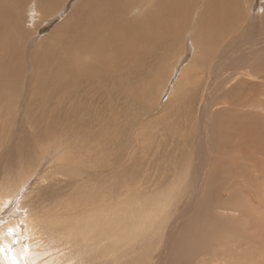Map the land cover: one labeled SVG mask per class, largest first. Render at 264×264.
Masks as SVG:
<instances>
[{
  "label": "bare ground",
  "instance_id": "obj_1",
  "mask_svg": "<svg viewBox=\"0 0 264 264\" xmlns=\"http://www.w3.org/2000/svg\"><path fill=\"white\" fill-rule=\"evenodd\" d=\"M6 1L3 0V4ZM245 2L250 11L248 14H255L261 20L248 30L245 29L248 15L243 8ZM248 2L259 5L252 10ZM35 6L37 4L28 7L24 26L8 25L13 27L8 35L5 28L8 26L0 30V126L3 129H0V264H84L86 253L93 256L94 264H122L128 255L120 256V253L127 252L123 247L129 244L130 237L119 238L113 230L136 221L141 231L155 228L153 224L158 221L149 216L158 218L157 212L170 206L172 201L168 203L164 196L178 189L180 176L191 180L186 188L191 197L184 203L191 205L187 214L194 215L189 224L183 227L179 223L160 240V231L154 229L159 240L156 250L160 251L156 264H230V258L235 264H259L251 259L256 251L263 252L259 256L263 255L261 264H264V240L257 241L259 249L255 248L256 251L251 247L255 253L249 248L253 235L256 240L258 236L264 237V92L254 103L251 96L256 85L249 84L250 80L264 78V47L253 49L264 44V0H193L190 4L193 11L197 8L201 13L204 9L202 19L197 18L190 7L181 9L172 0H76L64 10L65 5L60 6L59 0H51L46 13ZM20 12L18 4L14 15ZM33 12L34 17L59 15L66 21L57 24L49 37L41 41L36 32L42 23L37 18L34 21ZM172 14L182 18L184 25L173 22ZM48 16L42 18L43 21L47 19V25L52 22ZM173 23L177 27L174 31ZM220 28L250 32L248 35L243 33L236 46H229L231 50L224 60L229 61L245 52L252 66L243 68L241 64L237 67L235 77L243 75L242 82L221 101L223 107L230 109H224L216 117L213 111L215 87L228 83L234 76L223 71L229 65L227 61L217 63L212 83L200 78V70L212 65L218 56L214 45L218 44ZM22 30L27 33V41L19 45L16 38ZM195 31L198 34L195 35ZM183 36L190 41L194 59L176 90L173 88V94H183V98L177 103L171 99L173 94H169L165 106L185 110L180 114L171 113L173 120L162 121L164 128L160 131L164 134L158 136L166 147L172 143L181 144L174 154H160L161 144L156 145V149H153L155 144L148 145L150 148L145 145L143 148L146 149L139 156L143 145H138L143 142V137H147L142 134L149 128L157 131L160 123L154 125L152 122L155 114L150 106L152 102L148 104L150 110L138 106L145 97L147 102L151 101L149 95L153 88L149 93L143 87L137 93L130 88L150 78L151 73L158 82L160 74L163 76L164 73L161 69H166L165 62ZM142 42H150L151 48L145 57L139 55L141 62L155 63L154 68L153 64L145 65L144 62L138 68L130 69L123 62L131 51L124 46ZM152 51L155 52L154 61L150 59ZM64 52L70 54L67 59H62ZM113 67L121 70V74L114 69L118 74L115 73ZM258 82L263 84L264 80H257V85ZM185 84L189 89L193 84L201 85L196 96H202L204 100L193 104L194 108L189 104L191 94L181 89ZM25 88L29 92L27 95L15 97ZM23 98L26 101L22 102ZM110 104L113 109L117 107V119L109 117ZM128 107L134 109L132 112L137 111L136 116L144 117H141V123L135 122ZM196 117L201 120L202 132H206L200 138H196L194 131ZM132 124L134 130L127 131ZM112 129L111 134L108 130ZM227 130L230 138L226 135ZM22 131H25L29 148L37 155L15 142L12 144L14 149L22 155L14 149L10 151L9 145ZM132 133L142 136L137 138L136 147L128 136ZM173 135L178 137L172 142L166 140L167 136ZM243 135L249 139L246 147L242 144ZM50 146L52 150L45 152ZM252 147L260 149L250 151ZM131 148L136 149L138 182L128 168H117ZM152 149L155 151L149 152ZM190 151L194 154H188ZM110 154L114 156L111 162ZM36 158L49 163L48 167L37 168ZM150 167L157 169L159 183H153V179V184L146 182ZM71 170L77 173L68 181H61L62 175ZM93 174L111 176L112 182H98L92 187L88 177ZM47 175L56 178L50 179ZM45 181L49 182L46 184ZM51 181L54 182L50 188H42L44 192L39 189L43 182L50 185ZM80 183H88V186L78 188ZM54 191L55 195L48 194ZM146 192L145 202L143 194ZM31 194L39 200L32 199ZM45 196L51 198L52 206ZM44 206L47 211L50 208L54 211L51 213L54 217L47 216L43 209V213L38 212ZM106 209L109 212L108 228L92 219V215L98 217ZM231 212L239 216L228 214ZM121 223L124 225H119ZM237 225L243 228L240 229L242 234H238ZM42 237L44 240L40 239ZM136 238L137 233L132 240ZM226 240L241 248L242 253L236 255L239 256L237 261L235 254L229 256L230 251L221 250ZM211 251L214 257L209 255ZM85 264L88 263L85 261ZM127 264H136V261ZM148 264H154V259L150 258Z\"/></svg>",
  "mask_w": 264,
  "mask_h": 264
},
{
  "label": "rangeland",
  "instance_id": "obj_2",
  "mask_svg": "<svg viewBox=\"0 0 264 264\" xmlns=\"http://www.w3.org/2000/svg\"><path fill=\"white\" fill-rule=\"evenodd\" d=\"M2 1L3 0H0V4H1L0 5V30L3 27L8 26V25H11V24H14L15 26H17V24L19 26H22V25L24 26V24L27 22L26 21L27 20L26 18H27V15H28L27 12H28V7L29 6H31V5L34 6L35 4H37V6H35V7L38 10H40L41 12L46 13L47 12V8H48V6H49V4L51 2V0H7L3 4ZM120 1H124V0H120ZM181 1L184 2L183 5H182L183 2H181ZM192 1L193 0H172V2L173 3H176L177 6L179 5V7H181V9H183V8H185L187 6L190 7V4L192 3ZM240 1L243 2L244 0H240ZM75 2H76V0H59L60 6L65 5L64 8H63V10L66 7L69 9V7H71L73 5V3H75ZM18 4L21 6V12L19 13V15H14V13L16 11V5H18ZM248 4H249L250 8H252V10H255L258 7V5H259V3L257 4V3H249V2H248ZM4 5H5V8H4ZM243 8L246 10L247 14H248V12H250L248 10V8L246 7V2L243 4ZM190 9L192 10V12L195 14V16L197 18H201L202 19V18L205 17L204 9L202 10L201 13L200 12H197V8H196L195 11H193L192 7H190ZM34 14H35V12H33L32 17H34ZM172 15H173V19H172L173 22H175V23L181 22V25H184V22H183L182 18H176V16L174 14H172ZM46 16H48V15L47 14H43V17H46ZM43 17H41V15H35V17L33 18L34 21L37 18V19H39L38 21L40 23H42L40 29L36 32V35L40 36L41 41L42 40H46L49 37L50 31L52 30V28H54L57 24L59 25L60 23H63V22L66 21L65 19L64 20H61V17L59 15H56V16H48V19H50L52 22H51V24L47 25L45 23L47 19H45L43 21L42 20ZM260 21L261 20L259 18H257L255 16V14L254 15L248 14L247 15V18L245 19V29L248 30L251 25L256 24V23H258ZM29 26H27L25 28L28 29ZM5 28L7 30L6 35H8L11 31H13V27H9L8 26V27H5ZM176 29H177V27L173 23V30L172 31H174ZM157 30H158V26H157ZM151 31H152V28H151ZM22 32H24V30L20 31V33H22ZM171 32H170V34H171ZM178 32L180 33L181 31L178 29ZM156 33H157V31H156ZM165 33L167 35H170L167 32H165ZM243 33L246 34V35H248L250 32L249 31H244V30H241V31L234 30V29H231V28H226V29L220 28L219 35H218V37H219L218 44H215L214 45L215 50L218 51V56L214 60V63L212 65H210L208 67H202L201 68V70H200V78L202 80L203 79H204V81L209 80L212 83V80H213L214 72L216 70L217 63L220 60H221V62L222 61H227V60H224V58H226L228 56V54H229V52L231 50V49H229V46H232V45H235L236 46L237 43H239L238 40L242 37V34ZM194 34L196 35L198 33L195 31ZM26 36H27V33L20 34L16 38L17 44H19V45L24 44L27 41ZM187 38L188 37H184V36L182 37V39L180 41V44L176 46V49H175V52L173 53V55L169 57V59L167 60V62H165V65L164 66H165L166 69H163L164 67L161 69L162 72L164 70V73H163V76H162V73L160 74L161 75V77L159 76V79H161L160 81L158 79V82H157V80L155 79V77L152 78L153 77L152 76L153 73H151L150 78H147V79H145V81H143L146 86L144 85L143 82H140L138 85L135 84V86H132L130 88L131 91H134L136 93L139 92V91H142V90H140L142 87H143L142 89L143 90H146L148 93L151 90V88H153L152 89L153 90L152 94L149 95L151 101L147 102L146 97H145V99L141 103H138V106H139V109H148V110H150L149 109V105H150V102H152L154 105H152V103H151L150 106H153V107H151V109L155 112V114L152 117V114H150V112H149V115L152 117V122L154 123V125H157L158 122L160 123V127L157 128V131H154V128H151V129L149 128V129H147L142 134V136H144L146 134L147 137H143V142H141L140 145H138V146H142L143 145L142 148L139 151V156L142 154L143 150L146 149V148H143V147H145V145L148 147V145H152L153 146L155 144L154 145L155 147H153V149H156V145H158V147L160 146V144L162 142V139H159L158 136H163V134H164L162 131H160V130H162L164 128V125L162 124V121H164V120H167V121L173 120V119H170V117H174V116L171 115V113H173V114H180V113H182L185 110V109L179 110L178 108L173 109V108H169L168 106L166 107L165 106V102L168 101L167 99H169V97H170L169 94H173L174 89L176 90L175 87L178 86L179 83H181V80L183 79V76L185 74L184 72L191 65V63H192L191 60L193 61V59H194V56H193L194 52L191 51L190 41ZM122 39H124V38H122ZM201 40H202V37H201ZM48 44H51V43H48ZM120 45H124V44L123 43H120ZM126 47L129 49V51H131V53L128 56L124 57V60L125 61L123 59L122 60L124 61L123 63H126L129 66L130 69L138 68V66L140 64H144V62H145V65H148V64L149 65L150 64L152 65L153 64L152 68H154L155 63H146V61L141 62V59H140V57H143V56L145 57V54L148 53V51L150 50V48H151L150 42H146V43L142 42V43H135V44L134 43H128V46H127V44H125L124 48H126ZM205 47H207L209 49L210 46H205ZM257 47H264V44L259 45V46H254L253 49L256 50ZM51 49L54 50L55 48L53 46H51ZM137 49H139V51H134V50H137ZM19 50L20 49H18V51ZM144 50L146 52L142 53ZM184 53L186 54V56H183ZM66 54H68V55L66 56ZM153 54H155L154 51H152V55H151L152 58H150V59L154 61L155 60V56H153ZM254 54H256V53H254ZM139 55H141V56L139 57ZM69 56H70L69 53L64 52L63 55H62V59L64 57H65L64 59H67ZM174 57L176 58L175 60L178 61V62L174 61ZM172 58H173V60H172ZM227 62L229 63V65L226 68H224L223 71H225L228 74L233 75L234 77L232 79H230V81L228 83H226L224 85H220V86L215 87V89H216V99L214 100L215 102L213 104V107L215 109H213V111H215L214 114H215L216 117H218L217 115L222 114V111L224 109H230V108H227V107H223L224 105L221 104L222 103L221 101L224 100V99H226V98H228L230 96V93L242 82L243 75H240L238 77H235L236 76V69L241 64H242V67L243 68L246 65H250V58H249V56L245 52H240L239 54H237L236 56H234L233 59H231V60H229ZM184 63H187V64L189 63V64L188 65L186 64L187 65L186 66ZM250 66H252V65H250ZM114 69L116 70L117 68L113 67V71H114ZM116 71L118 72L119 70H116ZM116 71H114V72L117 73ZM172 71H174L173 74H172ZM119 72H120L119 74H121V70ZM251 74H253L252 70H251ZM178 77H179V80H178ZM187 78L188 77L186 76L185 79H187ZM257 80L262 81V80H264V78H258ZM166 81H167V84L165 83ZM256 81L250 80V83H249L252 86L256 85V91L251 96V99H255L254 100V103H256V101L258 99L257 96L260 93H263L264 92V83L262 84L261 82H258L259 85H257L256 84ZM192 82H193V80H192ZM175 83H177V84L175 85ZM168 84L170 85V87H169ZM149 85H152V87L151 86L149 87ZM138 86H139V88L137 89ZM144 86L146 87V89H144L145 88ZM200 88H201V85L200 84H197V85H194L193 84L192 85V88H190V89L188 88V84H185V86L181 88V89H185L186 92H187V94H191V97L189 98V104H191V107L192 108H194L193 107V104H196L198 101L200 102V101L204 100V97H202V96H196L197 93H198V90ZM158 89H160V91H158ZM161 89H162V91H161ZM26 91H27V88H25V90H24L25 93L24 92L23 93L19 92L18 94L15 95V97L27 95V93H29V92L28 91L26 92ZM171 91H172V93H171ZM160 92H163V93H160ZM183 96H184L183 94L174 93L171 96V99L177 101V103H178V101L180 99H182ZM13 97H14V95H13ZM23 100L26 101L25 98L22 99V102H24ZM108 101H110V103L112 104V100L111 99L108 100ZM189 104H187V105H181L182 106L181 108L186 107ZM161 105H163V106L161 107ZM111 108H112V105H111ZM116 109H117V107L114 108L112 111L110 109L108 110V114H109V117L110 118L117 119L116 114H115ZM127 109H128V111L129 110L130 111L131 110L132 111L134 110V109H129V107ZM159 109H160V111H159ZM134 112H132V114L134 115V117L136 119L135 122L136 121H139L141 123V119L144 118V117H142V115L141 116L138 115L139 116L138 117V116H136L138 114V113H136L137 111L135 110ZM192 114H193V111L190 112V118H192ZM111 115L112 116L114 115V117H112ZM194 121H195V125H196V128L194 129L196 138H200L202 135H206V132H202V126H201V120H200V118L199 117H196L194 119ZM118 123H120V122H118ZM0 129L3 130L1 128V126H0ZM126 130L127 131H133L134 130V124L130 125ZM253 130L255 131V136H256V130H255V128H253ZM110 131L111 132L112 131L114 132L113 129L112 130H108V132H110ZM108 132H106V133H108ZM228 132L229 131L227 130L226 131V135H227L228 138H230ZM24 133H25V131H22L20 133V135H15L12 143L9 145L10 151L11 152L13 151L14 147H13L12 144L15 142V143H18L19 146L24 147L25 149L28 147V151H31L33 154L37 155L35 152H33L29 148L28 142H27V140H25ZM138 134H140V133H137L136 135L134 133L128 135L130 141H132V142L134 141V143H133V146L134 147H136V145H137V143H136L137 138H141L142 137L141 135H139L137 137ZM114 135H115V133H114ZM114 135H110V137H112ZM244 136L245 135H243L241 137V139L243 140V142H242L243 146L246 147L249 144V142H248L249 139H248V137L244 138ZM176 137H178V136H176V135L167 136L166 137V140L172 142ZM220 137H221V139H224L223 136H220ZM4 139H5V136L3 135L2 141ZM179 144H181V143H172L168 147H166L165 144L162 143L161 144L160 154H164V153L165 154H174L175 151H176V148L179 146ZM34 147H36V146H34ZM52 148H53L52 146H50L48 148H45V152L51 151ZM148 148H150V147H148ZM153 149L151 151H149V152L155 151ZM253 149L255 151H257L256 149H260V147H258L256 149L254 147H252V148H250V151H252ZM70 151L72 152V150H70ZM70 151H69V154H70ZM14 152L17 153V154L22 155V152H20L18 150H15L14 149ZM40 154L41 153H39V155ZM69 154H67V155H69ZM188 154H194V152L193 151H190V152H188ZM110 155H111V157H110ZM110 155H109V160L111 162L114 159V156H113V154H110ZM36 160L39 162L38 163V167H37L39 169L47 168L48 165H49V163L42 162L38 158H36ZM136 160H137L136 149L131 148L129 150L126 158L122 161V163L119 166H117V168H128V170L131 171V176L134 177L136 179V181L138 182V181H140V178H139V169H137ZM195 163H196V161H195ZM230 168L235 169V167H230ZM185 170H187V169H185ZM75 173H77L75 170H71V171L66 172L64 175H62V177L60 176L61 178L60 177L59 178H60L61 181H66V180L68 181L69 178H70V176L73 175V174H75ZM108 173L109 172L107 171V174ZM47 176H49L50 179L51 178H53V179L56 178V176L53 177L54 175H47ZM110 177L111 176H108V175L100 176V175L93 174V175L89 176L88 179L91 180L90 181L91 186L92 187H96L98 182H108L110 184V182H112L110 180ZM159 177H160V175H159L157 169L154 168V167H150V173H149V175L147 177H145V179H146V182L148 183V185H150L152 183L151 182L152 179L154 180L153 183H159L160 182ZM220 179H222V178H220ZM222 180H223L224 183H226V181H224V179H222ZM163 181L165 182L166 180H163ZM190 181H191L190 178L183 179V177L180 176L179 177L180 185H179L178 189L175 190V191H173V192H171L169 194L170 196L168 195L169 198H168V196H164V198L167 199V202L168 203H169V201H172V202H170V204H168L170 206H168V208H165L162 212H157L159 214V217L158 218H156L155 215L149 216L150 219H152L154 221H156V220L158 221V222H155V224H158L157 226L155 224H153L154 221L152 222V224L154 225L155 228H152L150 230H147L146 229L144 231H141L142 228L141 227L137 228V224H135V223H138V221H136L134 223L132 222V224H128L126 226L121 227L119 230H117V229H114L113 230V232H117L119 234V238H121L123 236L130 237V239L127 240V242L129 244L123 247L127 252L120 253V254H122L120 256H127L128 255L127 257L124 258V260H123L124 263H122V264H127L128 261H131V262H135L136 261V264H148V260L150 258H151V260L154 259V264H156L158 255L160 254V251L157 252V250H156L158 241L163 237L164 234L165 235H169L170 231H172V229H174L179 223H181L183 227L185 225L189 224V222L192 219L194 213H192L191 215H188L187 214L188 211H189V207L191 205L190 206H186L184 202L188 201L189 197H191V193H189V192L186 191V188H188V186L190 185ZM45 182L47 184L49 181H45ZM45 182H43L42 183V187L40 186V188H39L40 190H43V192H44V189L47 186L50 188L52 186V183L54 181H51L50 182V185L49 184L46 185ZM188 183H189V185H188ZM43 184H44V186H43ZM80 184L81 185H79L78 188H80V187L82 188V186H88V183H86V184L85 183H80ZM225 185L228 186L227 184H225ZM159 187H160V185H159ZM42 188H44V189H42ZM256 189H259V186H257ZM153 190L154 189H152L151 191H153ZM24 194L26 195V192H24ZM41 194H42V192H41ZM48 194L55 195L56 194V191H54V192H48ZM146 195H147V192L143 194V196L145 197V202H146V199H147ZM45 197L48 199L49 202H51L50 201V199H51L50 197H48V196H45ZM108 197H107V199H110V197L109 198ZM170 197H172V198H170ZM31 198L32 199H35L37 201L39 200V198H36L34 194H31ZM234 198H235V196H234ZM33 205H35V204H33ZM51 206H52V202H51ZM108 206H110V205H108ZM42 209L44 210V213L47 216L54 217L51 214V213L54 212L53 210H51V208L48 209V211H47L46 208H45V206H44L42 208H39V211L38 212L43 213ZM195 210H196V208H195ZM218 211L221 212L220 210H218ZM107 214L109 215L108 209H106L105 212H103L101 215H98V217H93V215H92V219L94 218L96 220V222H98L99 224H102V227L108 228L110 223L108 221ZM228 214H230L231 216H235V217H238L239 216V214L232 213V212L231 213H228ZM161 215H162V217H161ZM244 219L245 220L248 219L247 216H244ZM111 224H114V223L111 222ZM162 224L163 225L165 224L164 227H163ZM119 225H124V223H121ZM260 225H262V224H258V226H260ZM245 226L247 227V224H245ZM0 228H1V225H0ZM154 229L157 230V231H160V235H159V240L158 241H157V236H156V232H155ZM240 229L242 230L243 228L242 227H238V225H237V232H238V234H242ZM180 231H181V229H180ZM180 231H178L177 236L179 235ZM237 232H235V233L237 234ZM245 232L247 233L248 231L245 230ZM136 233H137V238L134 239V240H132V236H134ZM169 237H171V236H169ZM44 238L45 237H42L40 239L44 240ZM251 238L253 239V242L251 244H249V248L253 247V249L256 251V249H259L258 248L259 246H258V242L257 241L264 240V237L263 236H258L257 237V240H256V239H254L255 236L253 235ZM174 240H175V238H174ZM38 242H39V240L37 241V245H38ZM231 244H232V246H231ZM254 244H255V247H254ZM222 248H221V250L222 251L225 250L226 253L230 251L229 254H228L229 256H230L231 253L235 254V261H237L236 258L239 257V256H236V255H238V254L240 255L242 253L241 248L238 247V246H236L231 241H227V240L224 241V246H222ZM235 248H236V250H235ZM263 248H264V246H263ZM261 249H262V247H261ZM254 250H253V252L255 253ZM256 252H257L258 256H259L260 253H263L261 251H256ZM257 254L256 253L254 254V257L256 259L254 257L251 258V259H252V261L253 260H255V261L257 260L256 262L259 263V264H261V257L263 255L262 256L260 255L258 257ZM209 255H211V257H214L215 256V255H213V251H211L209 253ZM216 257H219V256H216ZM83 259H85L86 263H88V264H91V262H93L92 264L96 263V261L91 260V259H93V256L87 255V253L85 254V256H84ZM202 259H204V258H202ZM224 259H225V257H224ZM226 259H228V258L226 257ZM229 260H230V264H235V263H233V259L232 258H230ZM85 261H84V264H85Z\"/></svg>",
  "mask_w": 264,
  "mask_h": 264
}]
</instances>
